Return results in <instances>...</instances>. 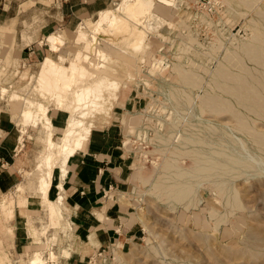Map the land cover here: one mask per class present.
<instances>
[{
	"label": "bare ground",
	"instance_id": "1",
	"mask_svg": "<svg viewBox=\"0 0 264 264\" xmlns=\"http://www.w3.org/2000/svg\"><path fill=\"white\" fill-rule=\"evenodd\" d=\"M234 1L222 0L227 9H223L224 5L221 2L223 8L218 14L222 16L234 12L239 19L247 16L235 9ZM168 10L156 0H121L114 9L100 10L95 20L83 22L76 29L74 44L81 48L70 59L68 54H61L68 42L61 33H51L46 38L50 51L58 56V60L45 57L36 75L31 76L24 89L31 85V91L37 92L49 104H53L55 110L70 112L62 134L57 133L49 116V107L42 101L22 97L18 93L11 95L12 100L23 102L18 121L35 128L37 140L43 144V150L37 155L33 170L15 188L17 194L31 192L32 196L38 199L36 209L40 210L41 215H36L33 209L22 224L27 227L30 236L42 244V248L47 247L50 250L59 247L75 250L81 241L73 218L64 210L63 183L69 173L70 160L85 149L92 131L98 127L97 120H105L112 116L113 107L108 106V103L113 98L116 100L115 93L120 90V83L118 80H112L107 74L105 64L109 54L107 48L121 51L126 44L141 51L146 49L148 34L155 27L162 25L163 19L169 16ZM198 17L204 24H213L211 16L206 12ZM261 29L264 28L256 23L246 38L238 37L230 30H227L229 37L226 34L222 35L230 46L227 52L238 57L234 70L228 68L214 55L216 42H219L220 37L212 43L210 52L203 44L196 42L203 49L197 51L199 60L203 62H200L201 65L195 64L197 60L193 62L189 73L179 71L181 82L186 86L199 88V92H187L183 88L175 91L170 87L162 88V92L168 98L166 101L176 100V106L174 102L172 105L175 108H172L171 114L169 113L173 124L177 125L182 121L192 124L194 128L200 127L192 135L182 137L183 145L190 144L192 147L175 148L170 151L169 156H164V162L159 167L148 170L149 172L143 167L137 172V178L141 175L143 183L151 182L152 185L154 182L152 194L167 202L173 210L181 205L186 210L198 207L203 201L198 196V191L204 183H208L209 189L219 199H223L230 209V213L227 209L223 214L214 208L211 209L210 217L216 221L217 227L225 222L229 215L232 216L243 208L239 193L233 187L235 181L247 175V178L249 175L264 177V32ZM91 39H94L95 43L88 46ZM247 60L256 67L252 68L246 63L245 65L243 62ZM66 61L68 64H65ZM216 63L213 69L212 66ZM18 68L15 69V75ZM236 68L239 72H236ZM200 69L206 70L209 75V83L213 85L211 91L204 90L194 78ZM1 92L5 94L8 89L2 87ZM167 106L165 103L164 107ZM206 113L221 117L217 121L212 118L205 119ZM141 121L143 122L139 115L132 114L127 127H135ZM22 136L20 135V138ZM23 139H20V146H23ZM157 139L167 142L159 135ZM163 151L161 149V152ZM184 156L190 158L191 165H184L182 161ZM56 173L58 195L51 199L50 192L54 186ZM18 205L22 207L26 203L19 199ZM16 209L15 200H2L0 204V219L7 223L8 234H14L12 222ZM60 215L62 218L60 236L55 234L48 237L52 222ZM137 217L143 222L141 216ZM60 237L64 239L61 242ZM151 248L155 253H160L156 247ZM113 252L115 255L113 264H121L122 256L119 249L115 247ZM46 254L47 251L42 250L34 252L33 255L24 254L21 256L20 264H44L47 260ZM56 264H61L57 255Z\"/></svg>",
	"mask_w": 264,
	"mask_h": 264
},
{
	"label": "rangeland",
	"instance_id": "2",
	"mask_svg": "<svg viewBox=\"0 0 264 264\" xmlns=\"http://www.w3.org/2000/svg\"><path fill=\"white\" fill-rule=\"evenodd\" d=\"M0 1L2 3L0 4V13H2L0 24L11 21L14 22V28H17L14 30L15 32L12 30L6 35L0 33V92L2 87L8 89L7 93H0V158H2L1 155L8 154L12 148L17 147V150L20 146V139L24 138L22 142L24 146L19 153L17 152L19 158H22L18 159L19 163L22 162L20 164L21 177L19 182H23L33 170L36 157L43 150V144L37 140L35 128L18 121L23 102L14 101L10 97L12 94L18 93L22 97L27 96L42 101L49 107V116L52 111L53 113L58 112L53 104H49L37 92H32L31 85L25 89L24 87L30 82L31 76L36 75L40 63L46 56H52L58 60V56L49 50L46 37L56 31L64 34L68 42L61 54H68L70 59L81 48L74 44L77 26L82 22L87 23L95 20L98 13L88 20L78 21L75 19L72 24L74 26H69L73 27L72 31L67 32V26L63 22V14L66 12L65 6L70 5L73 0ZM120 1L113 0L112 2L111 0L108 2L109 5L102 10L114 9ZM156 1L169 9V16L163 19L162 25L158 28L155 27L148 34V39L146 38L148 48L146 47L141 51L126 44L123 45L121 51L120 49L107 48L109 51L105 61L107 74L112 80H118L120 90L115 93L116 100L113 98L108 103V106L113 107L111 118L97 120L98 127L105 126L114 118L113 115L117 106L123 105L131 98L137 100L138 106L132 112L127 114L122 111L118 112L122 113L120 119L126 132L127 150L136 152L135 156L139 162L136 170L139 171L145 167L147 172L162 165L164 156H169L170 151L175 148H191L190 144L183 145L182 137H188L200 129V127L191 126V123H196V121H190L191 118L188 120L191 125L182 121L174 125L169 116L172 108L174 109L176 106V100L166 101L168 98L162 92L163 87H170L174 91L183 88L187 92H199V88H192L181 82V72L179 71L189 73L193 62L195 63L197 60L195 64L199 65H201L200 62H203L199 60L197 55V51L203 49L196 42L203 44L204 48L210 52L212 43H215V40L220 37L219 42H216L214 55L228 68L234 70L235 65H237L235 61L238 57L227 52V48L230 46L222 35L226 34L229 37L228 31L230 30L238 37L246 38L247 35L251 34V28L256 23L264 28V0H235L233 4L235 9L247 16L239 19L234 12L222 16L216 14L211 16L213 20L211 25L204 24L199 20L198 15L203 14L199 11L202 7L201 0ZM222 4L224 5L223 9H227L223 2ZM15 13H19L20 16L15 20H9ZM60 24H64V26ZM23 30L34 33L32 43L25 44L23 42L21 38ZM261 30L264 32V29ZM94 43V39H91L88 46ZM146 44L143 46L144 48ZM26 46H29L27 50H23ZM33 51H39L40 55L35 57L30 64L23 62L22 59L27 57V53ZM189 55H191L190 58ZM15 59L19 61V73L16 75L14 73L16 69ZM243 63L252 68L256 67L249 60ZM65 64H68V61ZM216 65L217 63L212 66L213 69ZM237 69L236 72L239 70ZM194 78L204 90L211 91L213 85L209 83L210 77L206 70L200 69ZM29 92L33 94L30 95ZM2 94L3 98L1 97ZM173 102L175 106H172ZM165 103L168 105L166 108L164 107ZM63 113L67 114V117L70 114L68 111ZM132 114L139 115L143 122H139L135 127L127 128L128 119ZM204 116L205 119L216 121L221 117L212 113H206ZM58 130L59 132L63 131ZM158 135L167 142L157 139ZM17 138L18 143L16 145L15 139ZM161 149L164 151L161 152ZM23 158L25 159L23 160ZM182 161H184L185 166L191 165L188 156H184ZM247 176L237 179L233 185L239 193L243 205L242 210L236 211L232 216L229 215V218L217 227L216 221L210 217L211 209L214 208L223 214L226 213L228 207L223 199H219L209 189L208 183H204L205 187L203 186L198 191V196L203 200L198 207L186 210L181 205L173 210L167 202L152 194L154 182L152 185L151 182L143 183L140 179L141 175L137 178L136 174L132 191V198L136 204L133 212L141 216L143 222L137 218L138 220L135 222L137 225L132 234L118 244L116 249H119L122 256L121 264H264V177L249 175L247 178ZM15 195L20 197L19 199H22L26 205L27 196L34 203L38 201L31 192L17 194L14 191L3 196L0 202L2 203V200H15ZM34 203H32V209L36 215H41L40 210L36 209L38 205H33ZM228 213H230V209H228ZM6 224L3 219H0V264H4V258L9 264L6 258L9 260L10 258L6 254L13 247L10 238L8 239L7 236L9 234ZM61 225L62 218L60 215L52 222L48 237L55 234L59 237ZM14 234L10 233L12 237ZM59 239V242L64 240L61 237ZM153 246L160 251L159 254L154 252L151 248ZM114 247L106 252H97L87 264H113ZM55 248L53 247L47 252L50 255L49 257L46 255L49 258L48 264L51 260L53 264H56ZM18 263H21V258Z\"/></svg>",
	"mask_w": 264,
	"mask_h": 264
},
{
	"label": "crops",
	"instance_id": "3",
	"mask_svg": "<svg viewBox=\"0 0 264 264\" xmlns=\"http://www.w3.org/2000/svg\"><path fill=\"white\" fill-rule=\"evenodd\" d=\"M110 1L73 0L70 5H66L63 22L67 26V32L72 31L73 27L69 26H74L72 24L75 19L84 21L93 18L100 10L106 8ZM0 4H2L1 1ZM19 16V13H15L9 20H15ZM64 24L60 25L64 26ZM12 30H17L16 27L14 28V22L0 24V33L6 35ZM33 35L34 33L23 30L21 38L25 44H30L34 39ZM62 35L64 36V34ZM28 47L26 46L23 50H27ZM38 55H40L39 51L27 53V57L22 61L30 64ZM15 65L18 68V60L15 61ZM136 106H138V102L132 98L124 102L123 105L117 106L113 115L114 118L111 119L110 123L96 127L92 131L85 149L70 160L69 173L63 183L64 210L73 218L77 227V235L81 241L75 247V250L55 248V253L61 264H87L89 259L97 252H106L114 246L117 248L124 238L132 234L137 225L135 222L138 220V214L133 212L136 204L132 198V191L139 162L135 156L136 152L127 150L126 132L120 119L122 113L118 112L122 111L127 114L132 112ZM50 117L57 133L62 134L66 126V120H68L67 114L60 111L53 113L52 111ZM58 129L63 131L59 132ZM18 138L15 139L16 145ZM23 146H19L17 150V147L12 148L8 154L1 155L0 199L7 193L14 192L16 186L20 183V164L22 162L19 163L18 159L22 158H19L18 153ZM57 182L58 175L56 173L54 186L50 192L51 199H55L58 195ZM19 198L15 195L16 208L18 209L15 210V219L12 222L15 234L14 237L10 234L7 235L8 239L11 240V244H13V247L6 254L11 260L6 258L9 264H12V262L18 264L19 259L24 254L33 255L38 250L48 252L47 247L42 248V244L36 242L30 236L27 227L22 224V221L28 218L33 210L32 203L34 202L32 199L27 198V205L20 207L18 205ZM35 204L37 203L33 205ZM46 255L50 256L49 253ZM48 257L44 264H48ZM50 264H53L52 260Z\"/></svg>",
	"mask_w": 264,
	"mask_h": 264
},
{
	"label": "built area",
	"instance_id": "4",
	"mask_svg": "<svg viewBox=\"0 0 264 264\" xmlns=\"http://www.w3.org/2000/svg\"><path fill=\"white\" fill-rule=\"evenodd\" d=\"M201 8L199 11L206 12L210 16L216 15L223 8L220 0H201Z\"/></svg>",
	"mask_w": 264,
	"mask_h": 264
}]
</instances>
